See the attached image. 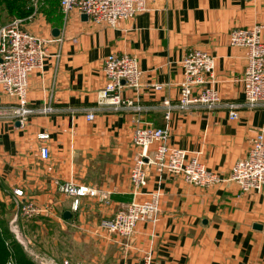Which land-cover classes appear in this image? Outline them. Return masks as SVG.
<instances>
[{
	"label": "crops",
	"instance_id": "0c3cea01",
	"mask_svg": "<svg viewBox=\"0 0 264 264\" xmlns=\"http://www.w3.org/2000/svg\"><path fill=\"white\" fill-rule=\"evenodd\" d=\"M58 11L50 17L37 12L23 25L48 40V57L27 82L26 102L35 112L22 124L0 115V225L12 238L13 220L26 233L16 203L28 200L44 211L29 219L35 250L58 261L141 264L149 253L152 264H264V194L244 192L229 180L251 138L261 132L264 139V109L242 104L247 51L228 44L231 30L255 25L262 26L264 42V0H154L147 11L109 28ZM191 49L214 58L221 106L171 109L168 143L196 155L221 181L203 188L181 176L159 178L148 167L143 191H162L158 220L140 222L131 238L122 239L104 223L132 199L129 171L139 153L133 132L164 125L162 102L176 104L180 62ZM109 54L136 58L139 87L122 95L140 111L97 108ZM12 103L0 89V109ZM46 105L50 112L37 113ZM231 105L236 120L229 119ZM88 112L91 122L84 119ZM65 181L94 187L98 195L80 198L73 210L72 200L57 190V182Z\"/></svg>",
	"mask_w": 264,
	"mask_h": 264
},
{
	"label": "built area",
	"instance_id": "2783aa9c",
	"mask_svg": "<svg viewBox=\"0 0 264 264\" xmlns=\"http://www.w3.org/2000/svg\"><path fill=\"white\" fill-rule=\"evenodd\" d=\"M154 0H59V10L63 17L75 12L85 15L89 22L114 27L119 21L133 18L148 10L149 3ZM31 13L26 18H13L0 26V89L13 103L9 107L0 109V115L7 116L20 124L32 115L35 110L28 107L26 102L27 82L29 75L34 71L43 69L47 55L48 40L24 30L25 22L32 20L38 12L39 0H30L27 4ZM262 26L252 28H238L229 32L228 44L231 47H241L247 51L246 67L240 77L242 83L243 105L248 109H264V42L261 39ZM182 80L179 83V95L176 104L172 106L169 101L163 100L164 109L162 117L164 125L137 126L134 130L131 143L139 148L138 156L129 171L132 199L118 210L104 225L107 231L115 233L122 239L131 238L137 225L148 223L155 225L158 220L160 207L159 201L162 191L156 188L152 192H144L143 187L147 182V168L152 167L159 175L181 176L188 184L199 187H209L221 181V178L208 170L196 155L169 146V113L171 109L187 111L192 108L203 107L213 109L221 106L214 88V58L203 51L191 49L181 60ZM105 78L95 98L97 108L114 110H127L137 106L123 97L124 89H137L140 71L137 60L129 55L109 54L102 65ZM161 85L154 86L159 91ZM236 106H229V119L236 120ZM51 107L37 110V113L46 114ZM86 121H93V113L85 114ZM39 138H47L42 134ZM43 158L48 156V149H41ZM247 157L237 161L231 168L229 180L246 191H257L264 194V139L262 133L251 138ZM57 190L66 198L72 200L71 208L76 209L79 199L97 196L94 187L77 184L73 181L57 182ZM16 196H21L19 191H14ZM105 198V195H102ZM18 214L23 219H32L44 212L32 201H17ZM10 230L13 239L19 244L26 256L34 264H81L71 262L69 259L58 261L52 256L38 252L33 243L26 239L17 227L16 221H11ZM8 256L3 264H17L12 247L6 242ZM103 264V263H94ZM118 264V263H109ZM141 264H152V256L145 254Z\"/></svg>",
	"mask_w": 264,
	"mask_h": 264
},
{
	"label": "trees",
	"instance_id": "16d2710c",
	"mask_svg": "<svg viewBox=\"0 0 264 264\" xmlns=\"http://www.w3.org/2000/svg\"><path fill=\"white\" fill-rule=\"evenodd\" d=\"M4 5V8L9 12L10 15L16 13L19 19L26 18L31 13V8L27 6L26 2L20 6L19 0H0V5ZM45 6V3L43 4ZM43 8L42 10H46ZM59 9V0L54 1L53 11H45L46 16H52L57 13ZM59 12V11H58ZM60 14V13H59ZM8 243L13 251L17 260V264H33L30 260H28L19 244L15 242L12 238L11 234H9L6 228H3L0 225V264H3L5 259L8 256V249L5 243Z\"/></svg>",
	"mask_w": 264,
	"mask_h": 264
},
{
	"label": "rangeland",
	"instance_id": "374dc122",
	"mask_svg": "<svg viewBox=\"0 0 264 264\" xmlns=\"http://www.w3.org/2000/svg\"><path fill=\"white\" fill-rule=\"evenodd\" d=\"M29 1L30 0H19L20 6L23 3H25V2H26V4H28ZM42 1H44L45 6L47 8H46V10H42L43 8H45V6L43 5L42 6V9H39V12L38 13H40L41 15H44L46 13L45 11H53V5H54V1L55 0H39V2H42ZM59 13H60V10H59ZM60 15L62 16L61 13H60ZM13 18H19V17L17 16L16 13H13L12 15H10L9 12L6 10V8H4V5L3 4L0 5V26L1 25H4L5 23H7L9 21H11V19H13ZM19 224H21V227H24L25 228V232L26 233H24V234L26 236L23 234V232H22V234L25 236L26 239H29L30 242L34 244L33 245L34 249H37L38 248L36 246L37 244L34 243V239H35L34 237H36L35 232L33 230H32L33 232L29 231V228H30V227H28L29 224H30L29 223V220H22L21 219V221H20Z\"/></svg>",
	"mask_w": 264,
	"mask_h": 264
},
{
	"label": "water",
	"instance_id": "95a60500",
	"mask_svg": "<svg viewBox=\"0 0 264 264\" xmlns=\"http://www.w3.org/2000/svg\"><path fill=\"white\" fill-rule=\"evenodd\" d=\"M81 20H82V21H86V20H87L86 16H85V15H81ZM52 35H53L54 37H56V36L58 35V31H57L56 29H53V30H52ZM64 217L68 218V217H69V214H68V213H65V214H64Z\"/></svg>",
	"mask_w": 264,
	"mask_h": 264
}]
</instances>
